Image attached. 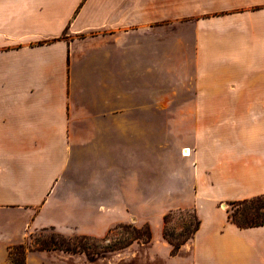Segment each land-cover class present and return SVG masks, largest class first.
Wrapping results in <instances>:
<instances>
[{
    "label": "crops",
    "instance_id": "1",
    "mask_svg": "<svg viewBox=\"0 0 264 264\" xmlns=\"http://www.w3.org/2000/svg\"><path fill=\"white\" fill-rule=\"evenodd\" d=\"M187 74L192 105L155 106ZM171 111L175 158L155 155L154 113ZM261 194L264 0H0V264L41 230L146 221L149 241L27 247L24 264H264V224L227 211ZM180 207L200 225L173 252Z\"/></svg>",
    "mask_w": 264,
    "mask_h": 264
},
{
    "label": "rangeland",
    "instance_id": "2",
    "mask_svg": "<svg viewBox=\"0 0 264 264\" xmlns=\"http://www.w3.org/2000/svg\"><path fill=\"white\" fill-rule=\"evenodd\" d=\"M187 81L186 83V96L184 97H173L171 95H168L166 98H162L158 96L154 97V104L156 105H162V104H168V105H184L185 104H191L192 105V96L187 95L192 87L193 81L191 79L188 80V78H192V74H187ZM169 84H174L171 81ZM172 88V87H171ZM166 89L165 91H168L169 94L174 93L173 89ZM177 108V107H176ZM155 115V141L157 145L155 146V155L160 153H168L170 154L171 158L177 157L178 152H180V147L177 143V137L174 135V131H176L173 126L174 118L176 117L175 114L171 111L169 113H154ZM180 116H187V118L192 117V113L188 112H182L179 114ZM172 162V161H171ZM231 208L232 206L230 203H228L227 208ZM168 215L167 221L165 220V216ZM164 228L166 229L169 234H171L172 238H182L184 234L187 232V228H190L194 225L195 218L193 215L192 207H180V208H171L167 210V212L164 214ZM131 224V226H129ZM145 225H149L151 228V225L149 221H146L143 224H136V223H121L113 227V230L109 232L107 239L104 241H100L98 239H88L89 243H93L98 245V247H101L106 244H120L125 241H129L134 239L136 236V232L133 230V226L142 228L143 230L140 233V238L138 239L139 242H141L142 237H144V230ZM152 231V229H151ZM79 234L73 232V233H60L56 230L47 229V230H41L39 232H36L31 236L29 239V242L26 244L27 247H46V246H55L59 245L62 247L67 246H74L75 242L81 240L79 238ZM137 239H134V241H138ZM25 250V246L22 247H15L12 250L11 255V261L9 264H13V260L17 259L16 264H21L23 253Z\"/></svg>",
    "mask_w": 264,
    "mask_h": 264
},
{
    "label": "trees",
    "instance_id": "3",
    "mask_svg": "<svg viewBox=\"0 0 264 264\" xmlns=\"http://www.w3.org/2000/svg\"><path fill=\"white\" fill-rule=\"evenodd\" d=\"M229 203L232 207L227 208L228 217L232 222L237 224L239 227L243 228V227L264 224V194L253 196L251 198H245L242 200H234ZM192 211H193V215L195 218L194 225L190 228H187V232L184 234L182 238H176V239L172 238L171 234H169L166 229H164L163 231L164 236L173 245V252H176L179 249V247L198 229L200 225V220L197 216L195 209L192 208ZM167 218H168V215L165 216L166 221H167ZM129 226H131V224ZM132 228L136 232L135 233L136 236L134 237V239L138 240L141 237L140 233L143 229L136 227V226H133ZM143 234H144V237H142L141 242L149 241L152 238V231L149 225H145V230ZM107 236L98 238V237H94L91 235L82 234L79 236L81 240L75 242L74 246L62 247L59 245H55V246H46V247H57V248H62V249L69 250V251H82L88 254H95V253H99L101 251L108 250V249L121 248L134 241V239H132V240L120 243V244H115V245L106 244L101 247H98V245L89 243L88 241H86L88 239H98L100 241H104L107 239L106 238ZM22 246H25V249L27 248L25 244H20L15 247H22ZM46 247H40V248H46ZM12 250H11V255H12ZM24 253H25V250H24ZM24 253H23L21 264H24ZM17 261H18L17 259H14L13 264H16Z\"/></svg>",
    "mask_w": 264,
    "mask_h": 264
},
{
    "label": "bare ground",
    "instance_id": "4",
    "mask_svg": "<svg viewBox=\"0 0 264 264\" xmlns=\"http://www.w3.org/2000/svg\"><path fill=\"white\" fill-rule=\"evenodd\" d=\"M184 152H185V154H190L191 153V149L190 148H184Z\"/></svg>",
    "mask_w": 264,
    "mask_h": 264
}]
</instances>
